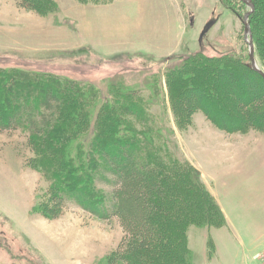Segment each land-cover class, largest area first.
Segmentation results:
<instances>
[{
	"label": "rangeland",
	"instance_id": "374dc122",
	"mask_svg": "<svg viewBox=\"0 0 264 264\" xmlns=\"http://www.w3.org/2000/svg\"><path fill=\"white\" fill-rule=\"evenodd\" d=\"M254 1L248 23L264 71V0ZM40 3L36 11L0 0V67L53 77L55 87L64 79L92 85L116 107L136 104L147 119L127 118L160 127L163 154L192 173L206 197L213 223L203 224L201 209L192 216L189 264H264V125L231 126L219 115L240 120L239 98L258 87L264 111V77L244 67L252 69L243 24L251 7L242 0ZM177 96L188 106L182 113L172 107ZM28 136L24 126L0 132V264H110L119 223L72 203L54 208L58 170L57 181L43 175Z\"/></svg>",
	"mask_w": 264,
	"mask_h": 264
},
{
	"label": "trees",
	"instance_id": "16d2710c",
	"mask_svg": "<svg viewBox=\"0 0 264 264\" xmlns=\"http://www.w3.org/2000/svg\"><path fill=\"white\" fill-rule=\"evenodd\" d=\"M41 1L16 3L39 11ZM252 3L255 12L256 1ZM244 67L263 78L249 65ZM222 78L228 82L230 76ZM51 79L0 67V132L24 126L43 175L54 180L52 171L58 170L60 181L54 180L57 188L51 196L54 208L72 203L100 219L114 217L122 234L110 264H176L171 259L189 264L185 237L192 216L201 209L203 224L213 221L204 212L206 197L192 173L159 147L156 136L162 129L135 126L128 116L144 122L147 115L132 102L116 107L102 101L92 85L64 79L55 87L57 81ZM260 88L239 98L240 120L217 113L223 123L264 125ZM186 105L177 96L172 107L182 113ZM151 130L155 135L150 137Z\"/></svg>",
	"mask_w": 264,
	"mask_h": 264
},
{
	"label": "water",
	"instance_id": "95a60500",
	"mask_svg": "<svg viewBox=\"0 0 264 264\" xmlns=\"http://www.w3.org/2000/svg\"><path fill=\"white\" fill-rule=\"evenodd\" d=\"M242 1L251 7V11L247 12L244 15V17H243L244 38H245V40L247 41V43L249 45V59H250L251 68L254 71H256L257 73H259L262 77H264V71L261 70L256 65V60H255V55H254V45H253V42H252V36H251L250 26H249V23H248V16L252 12V10H253V4L249 0H242ZM203 33H204V31H203ZM203 33H201V35Z\"/></svg>",
	"mask_w": 264,
	"mask_h": 264
}]
</instances>
